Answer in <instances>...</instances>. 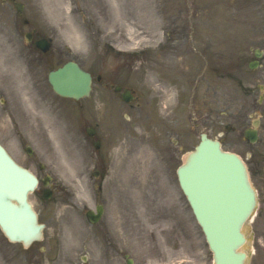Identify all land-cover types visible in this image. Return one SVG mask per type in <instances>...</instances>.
Wrapping results in <instances>:
<instances>
[{"label": "rangeland", "instance_id": "1", "mask_svg": "<svg viewBox=\"0 0 264 264\" xmlns=\"http://www.w3.org/2000/svg\"><path fill=\"white\" fill-rule=\"evenodd\" d=\"M21 1L26 7L19 13L11 1L0 0V80L8 83L12 108L15 98L26 106L31 86L44 102L29 97L34 108L20 114L22 123L31 117L29 131L19 122L10 128L0 106V140L19 163L41 178L51 175L57 186L51 199L43 197L41 184L31 196L46 223L43 240L23 249L0 231L9 264H127L129 258L133 264H212L176 174L201 132L222 139L225 149L239 152L251 167L261 204L255 223L245 230V249L251 251L246 264H264V104H259L264 66L248 72L253 85L247 97L235 94L232 81L237 59L262 45L264 0ZM73 25L87 42L70 40ZM33 29L38 34L28 42L24 34ZM41 36L53 37L54 44L38 58L34 41ZM69 59L95 75L105 70L118 75L138 95L131 105L111 98L104 103L98 83L87 100L89 120L96 114L110 128L108 154L100 155L102 189L85 182L93 164L71 153V135L62 123V117H70L69 102L55 95L47 80L50 69ZM169 90L172 105L164 114L159 102ZM254 117L262 120L260 137L249 143L244 130ZM23 142L31 144L32 155ZM143 145L155 153L154 164L146 165L153 173L148 172L145 203L136 193L139 176L133 171L139 170L135 158ZM96 201L105 205V213L92 225L85 211Z\"/></svg>", "mask_w": 264, "mask_h": 264}, {"label": "water", "instance_id": "2", "mask_svg": "<svg viewBox=\"0 0 264 264\" xmlns=\"http://www.w3.org/2000/svg\"><path fill=\"white\" fill-rule=\"evenodd\" d=\"M38 44L47 50L45 40ZM49 80L55 91L65 96L79 98L91 89L90 73L73 61L51 71ZM249 137L255 139L254 134ZM178 175L215 252V264H243L246 254L239 250L245 241L241 229L256 200L242 160L235 153L221 151L219 142L202 135ZM37 182L36 176L17 164L0 144V225L12 240L26 245L41 239L44 227L28 199Z\"/></svg>", "mask_w": 264, "mask_h": 264}, {"label": "bare ground", "instance_id": "3", "mask_svg": "<svg viewBox=\"0 0 264 264\" xmlns=\"http://www.w3.org/2000/svg\"><path fill=\"white\" fill-rule=\"evenodd\" d=\"M154 12H152L153 14ZM81 28L73 25L72 28L70 27V40L72 42L76 41L77 43L83 44V42H87V40L84 37V33H81ZM170 93V91H169ZM170 95V94H169ZM155 153L150 150V148L147 145H143L140 148L139 154L135 158V164L139 170H135L133 168L134 173L136 176H139L137 183L138 185L136 186L137 190L136 193L141 196L140 200H144L145 202H148V192H146V188L149 186L150 183H147V177H148V172L153 173L151 170L152 168L148 169L146 165L148 164H154L153 162L155 161ZM185 159V158H184ZM150 175V174H149ZM136 203H138V200H136ZM248 242H246L247 244Z\"/></svg>", "mask_w": 264, "mask_h": 264}, {"label": "flooded vegetation", "instance_id": "4", "mask_svg": "<svg viewBox=\"0 0 264 264\" xmlns=\"http://www.w3.org/2000/svg\"><path fill=\"white\" fill-rule=\"evenodd\" d=\"M239 72H240L241 81L243 82L244 78H246V75L244 74V71L242 69H239ZM100 82H102L103 86L106 89L110 88L112 90H115L116 87L119 85L117 83L118 80L116 79V76L114 78H112L111 76L104 75V74L101 76ZM124 88L125 89H128V87H124ZM106 96H107V94H104V97H106ZM74 104H79V106L82 105V103H78V102H74ZM72 110H71V116H72V122H74V121H76L78 119V117H77V114H75V116H74V114H73L74 110H73V112H72ZM73 129L75 131H77V132H80L81 131L82 133H84L85 137L88 140H93L94 138L97 139L98 132H99V129L97 130V128H96V129L93 130L94 134H92V135L89 136L88 133H87V129L84 127V125L78 124V123H73ZM100 130L103 131V128H101ZM100 141L101 142H100L99 147H98L99 150L103 146V140H100Z\"/></svg>", "mask_w": 264, "mask_h": 264}]
</instances>
